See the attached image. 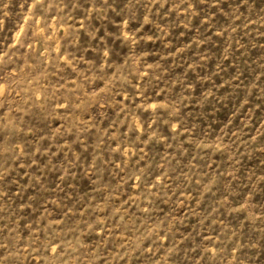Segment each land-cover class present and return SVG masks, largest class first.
I'll use <instances>...</instances> for the list:
<instances>
[{"label":"rangeland","instance_id":"rangeland-1","mask_svg":"<svg viewBox=\"0 0 264 264\" xmlns=\"http://www.w3.org/2000/svg\"><path fill=\"white\" fill-rule=\"evenodd\" d=\"M0 264H264V0H0Z\"/></svg>","mask_w":264,"mask_h":264}]
</instances>
